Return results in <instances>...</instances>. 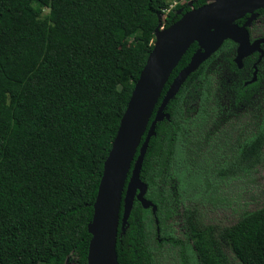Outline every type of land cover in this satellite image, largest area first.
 I'll return each instance as SVG.
<instances>
[{"label": "trees", "instance_id": "obj_1", "mask_svg": "<svg viewBox=\"0 0 264 264\" xmlns=\"http://www.w3.org/2000/svg\"><path fill=\"white\" fill-rule=\"evenodd\" d=\"M192 1L0 0V264H88L104 165L155 30L207 3ZM257 14L249 31L264 36ZM236 46L225 41L167 105L141 172L157 213L136 200L123 233L122 207L120 264H264V205L228 225L204 212L225 207L232 181L262 159L264 103L240 109L217 80L218 57L240 73Z\"/></svg>", "mask_w": 264, "mask_h": 264}, {"label": "water", "instance_id": "obj_2", "mask_svg": "<svg viewBox=\"0 0 264 264\" xmlns=\"http://www.w3.org/2000/svg\"><path fill=\"white\" fill-rule=\"evenodd\" d=\"M192 3L190 1L189 5ZM263 7L264 0H207L205 5L186 12L167 28L159 23L154 49L136 82L104 165L93 219L88 226L92 237L88 264H120L117 241L122 207L123 233L136 200L156 215L157 206L146 197L148 185L142 180L141 172L151 138L157 134V124L170 120V115L165 112L169 102L177 96L189 76L225 41L232 40L238 45L235 62L239 67L243 66V59L254 52L264 55L261 49L264 38L251 42L247 29ZM247 15L251 18L243 26L237 24ZM194 43L199 49L171 83L150 124L173 71Z\"/></svg>", "mask_w": 264, "mask_h": 264}, {"label": "flooded vegetation", "instance_id": "obj_3", "mask_svg": "<svg viewBox=\"0 0 264 264\" xmlns=\"http://www.w3.org/2000/svg\"><path fill=\"white\" fill-rule=\"evenodd\" d=\"M250 18L251 15L247 17L244 24ZM254 23H260L259 16H257V18L247 26L248 31L249 28H253V25H255ZM244 24L240 26H243ZM249 34L251 42L264 38V36H262V33H257L255 31H253L252 33L249 31ZM263 46L264 44L261 45V49L264 52ZM237 48L238 45L235 49V56L233 58V62L236 65L237 69L240 71V73L229 71L227 70V68H224L221 65V63L223 62L221 57H218L216 61V69L218 70L217 80L221 84V89L227 94V96L225 97L228 98V100L230 99L233 104H235L239 99H241L239 103L240 109H244L250 112L253 110L254 107H256L257 110L260 111V106H258L257 104L259 102L264 103V55L261 56L262 54L259 51L254 52L253 54L245 57L243 59V66L239 67L238 64L235 62V58L237 56ZM245 62H247V64H245ZM255 83H259L257 88L252 87V85ZM240 90L244 91V95L242 97H239ZM234 124L238 126L237 131L239 133L243 129V132L246 134V123L244 120L234 122ZM243 132L242 134H244ZM262 152H264V148ZM174 226L176 229H178L177 233L179 234L180 225L174 224Z\"/></svg>", "mask_w": 264, "mask_h": 264}, {"label": "rangeland", "instance_id": "obj_4", "mask_svg": "<svg viewBox=\"0 0 264 264\" xmlns=\"http://www.w3.org/2000/svg\"><path fill=\"white\" fill-rule=\"evenodd\" d=\"M227 191L229 195L225 199L229 202L225 207H205L207 221L233 224L242 211L256 210L264 205V152L255 170L240 174L232 181Z\"/></svg>", "mask_w": 264, "mask_h": 264}, {"label": "built area", "instance_id": "obj_5", "mask_svg": "<svg viewBox=\"0 0 264 264\" xmlns=\"http://www.w3.org/2000/svg\"><path fill=\"white\" fill-rule=\"evenodd\" d=\"M188 2H190V1H192V0H187ZM177 5V2H173L172 4H171V6H170V9L171 8H173V7H175Z\"/></svg>", "mask_w": 264, "mask_h": 264}]
</instances>
